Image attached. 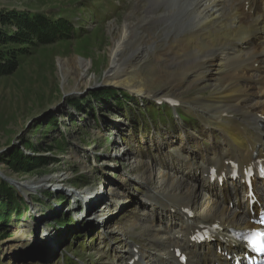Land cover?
Segmentation results:
<instances>
[{
  "label": "rangeland",
  "instance_id": "374dc122",
  "mask_svg": "<svg viewBox=\"0 0 264 264\" xmlns=\"http://www.w3.org/2000/svg\"><path fill=\"white\" fill-rule=\"evenodd\" d=\"M153 1L143 0L142 5L149 6ZM175 2L162 1L160 7L166 10ZM136 3L0 0V18L2 13L17 11L30 13L45 24L40 30H32L25 44L8 46L17 51L18 64L0 75V182L12 192L10 202L4 196L8 209L0 212V264H64L67 255L79 264H114L117 257L118 264H126L132 238L149 240L156 249L146 226L150 227L152 217L165 216V204L146 202L151 190H161L149 165L167 173L177 151L186 154L190 163H199L205 160L207 147L210 155L226 150L217 132L204 126L201 111L182 106L183 120L172 121L169 107L162 111L154 103L178 90L162 72L161 62H156L158 46L150 45L145 52L137 45L143 42L148 46V32L156 34L162 43L167 33L179 34L182 30H169L168 25L176 21L167 16L162 20L145 17L143 10H136ZM129 14L134 21L132 34L129 30H109L116 21L122 26ZM2 24L0 21V30L6 27ZM12 28L18 30L16 25ZM152 28L156 30H148ZM118 39L119 61L115 58L112 63L110 48ZM79 58L90 61L81 82L76 79L78 71L69 68H78ZM59 59L68 74L65 80ZM131 59L138 70L129 78H142L147 95L136 94L124 79L130 74ZM177 68L175 65L172 75L178 73ZM210 73L208 79L195 87L185 86L174 98L191 103L194 99L216 102L214 99L222 93L220 86L226 82L221 73ZM157 91L168 94L157 96ZM190 118L199 125L187 123ZM152 122L155 130L150 129ZM21 164L29 167L23 169ZM23 179L29 183L41 181L20 190L19 180ZM85 188L105 200L113 189L131 194L135 201L132 206L118 207L111 229L98 219L95 206L86 208L82 198L70 193ZM87 209L89 214L81 217ZM131 222L140 226L132 229ZM82 223L93 230L83 241L88 230L80 228Z\"/></svg>",
  "mask_w": 264,
  "mask_h": 264
},
{
  "label": "bare ground",
  "instance_id": "6f19581e",
  "mask_svg": "<svg viewBox=\"0 0 264 264\" xmlns=\"http://www.w3.org/2000/svg\"><path fill=\"white\" fill-rule=\"evenodd\" d=\"M162 1L170 0H154L153 4L149 6H143V0H137L135 8L136 10H143L145 17H152L155 20H162L161 18L165 16L175 19L176 22H171L168 25L169 30L182 31L179 34L167 33L166 37L162 39V43H159L156 34L148 32V46H143L145 44L141 42L137 45V49H145V52H147L150 45L158 46L155 50L156 62L157 60L161 62L162 72L164 71L168 75L169 80L176 85V90L179 92L185 86L191 88L190 85H192L195 87L199 82L208 79L211 76L210 71L221 73L226 82L224 87L223 85L220 86L222 93L220 92V96L214 99L216 102L213 103L197 99H194V102L191 103L185 99H176L174 97L180 95L178 91H174V94H171L173 96L167 95V97L162 98L177 100L180 107L192 106L204 113V122L212 124L225 134L227 140L232 142L233 158L240 159L241 163H247L253 157L254 152L264 156V90H254L253 85L247 82L251 79L260 80V78H264V74H262L264 73V0H176L166 10L160 7ZM131 16L129 14L122 26H119L117 21L112 23L109 30H129V33L132 34L134 32V21L130 20ZM119 46L120 40L118 39L110 48V55L113 58L112 63H115V58L117 62L119 61L117 59L121 49V46ZM184 58H186L185 61H183ZM133 60L131 59L129 64L130 74L124 79L137 90H133L136 94L147 95L145 94L146 85L142 78H129L131 76L135 77L138 70ZM58 61L62 77L65 80L68 75L67 71H64L66 70L63 67L65 64L62 59ZM79 61V65H76L78 68L75 67L76 71L73 65L68 66L75 73L78 71L76 79H80L78 82H81L87 75L90 61L84 60V58H79ZM249 63H252L253 66L259 63V67L256 69L259 72L258 74L248 72ZM175 65H178V73L172 75L171 71ZM154 93L157 96L163 94H160L159 91ZM224 99H227V101L224 102ZM226 114L232 116V119L227 118ZM231 125H234L233 130L230 128ZM212 163L225 166V159L221 158L219 162ZM149 166L148 170H151L157 178L156 181L160 184L161 190L159 193L168 200L166 207L169 205L171 209L179 214L180 218L179 220L168 221L171 225L167 226L163 224L165 218H160L158 223L153 222V227L150 226L154 232L152 230L151 232L150 227L146 226L148 235L156 240L164 239V237H159L157 234L165 235L164 232L168 231L170 237L167 249L169 247L173 249L184 248L183 240L188 241L189 239L192 241L194 227L202 222H208V219L218 218L223 227L220 234L217 235L220 238L221 246L232 249L238 245V241L234 237H230L228 228L235 226L244 228L251 225L247 224L245 219L238 215L240 212L237 209H227V213L222 214L226 210L225 207L220 206V203L224 201V196L218 195L215 188L212 189V192L216 193L214 196L211 195L210 197L208 196L210 194H208L204 198L203 194L198 196L199 191L188 184L187 178L190 177L189 175L183 174L181 177H175L165 172L160 173L151 165ZM40 181L36 179L29 183L30 180L27 179L19 180L20 190H24L27 186H32ZM16 185L18 186L17 182ZM227 189L228 187H223L221 190L226 192ZM70 193H75V197L82 198L81 201L86 208L95 206L98 219L102 220L104 225L111 229L114 228L111 224L112 216L118 207L120 205L123 207L126 205L132 206L134 204L132 201H135V197H132L131 194H122L120 191L113 189L108 193L109 196L106 200L97 196V193L90 188L75 190ZM151 194L155 195L154 193ZM195 197L198 198L196 205L190 202ZM215 198L218 200L217 203L212 201ZM190 209H194L192 210L194 213H190ZM89 212L90 210L87 209L81 217L88 215ZM197 212H199L198 218L197 215H194ZM229 222H231V225H228ZM137 225L140 226V223L131 222L129 226L134 229ZM159 226H162V228H158ZM123 227V225L119 226L122 233L124 231ZM141 227L144 229V226ZM126 231L127 234L130 232ZM194 244L191 245V248H194ZM207 246H210V244ZM163 247H165L164 244ZM200 247H203V245H200ZM204 258V254H201V259ZM219 258L221 264H227L225 263V257L219 256ZM187 264L200 263L190 258Z\"/></svg>",
  "mask_w": 264,
  "mask_h": 264
},
{
  "label": "trees",
  "instance_id": "16d2710c",
  "mask_svg": "<svg viewBox=\"0 0 264 264\" xmlns=\"http://www.w3.org/2000/svg\"><path fill=\"white\" fill-rule=\"evenodd\" d=\"M42 19V18H41ZM0 21L4 30H0V75L7 73L9 70L14 68L18 64L17 60V51L10 47V44H15L17 42L24 43L25 37H29L32 30H40L45 24L41 22L40 19H37L36 16L31 15L30 13H20L17 11H12L9 13H2ZM16 25L18 30L15 31L12 26ZM35 26V27H34ZM34 27V28H33ZM24 168L29 167V165H23ZM0 212L4 210V196L6 195L7 200L10 202L12 199L10 188L0 182ZM15 207V205H13ZM9 206L6 208L8 209ZM8 211V210H7Z\"/></svg>",
  "mask_w": 264,
  "mask_h": 264
},
{
  "label": "snow or ice",
  "instance_id": "6c2138e0",
  "mask_svg": "<svg viewBox=\"0 0 264 264\" xmlns=\"http://www.w3.org/2000/svg\"><path fill=\"white\" fill-rule=\"evenodd\" d=\"M261 222H264V217L261 218ZM259 233H253L251 237H249L250 239V243L255 246L257 244V240L255 239L256 236H259ZM258 250H264V249H258Z\"/></svg>",
  "mask_w": 264,
  "mask_h": 264
}]
</instances>
